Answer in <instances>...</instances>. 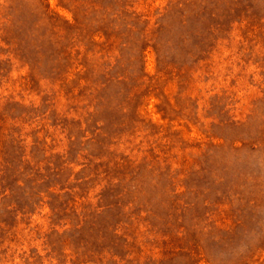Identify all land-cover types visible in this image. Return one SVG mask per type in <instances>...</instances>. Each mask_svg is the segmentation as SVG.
<instances>
[{
    "label": "rangeland",
    "instance_id": "obj_1",
    "mask_svg": "<svg viewBox=\"0 0 264 264\" xmlns=\"http://www.w3.org/2000/svg\"><path fill=\"white\" fill-rule=\"evenodd\" d=\"M0 264H264V0H0Z\"/></svg>",
    "mask_w": 264,
    "mask_h": 264
}]
</instances>
